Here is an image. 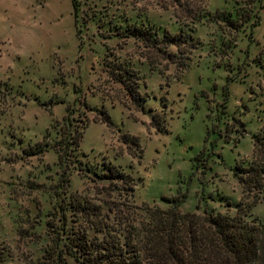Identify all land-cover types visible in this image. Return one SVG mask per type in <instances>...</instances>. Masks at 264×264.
I'll use <instances>...</instances> for the list:
<instances>
[{"label":"rangeland","instance_id":"1","mask_svg":"<svg viewBox=\"0 0 264 264\" xmlns=\"http://www.w3.org/2000/svg\"><path fill=\"white\" fill-rule=\"evenodd\" d=\"M169 2L0 0V264H78L66 252L78 227L72 217L65 223V207L99 203L95 190L105 181L95 172L109 163L137 182L140 228L145 205L168 209L175 198L182 214H236L237 166L248 165L264 117V3L259 24L234 33L212 21L217 10L235 16L234 0H207L212 16L198 23ZM136 26L192 34L198 47L171 46V64L132 36L112 35ZM115 59L138 71L140 105L108 72ZM235 118L244 136L240 124L228 128ZM76 127L84 134L71 152ZM249 214L264 224V192Z\"/></svg>","mask_w":264,"mask_h":264},{"label":"trees","instance_id":"2","mask_svg":"<svg viewBox=\"0 0 264 264\" xmlns=\"http://www.w3.org/2000/svg\"><path fill=\"white\" fill-rule=\"evenodd\" d=\"M170 1V5L181 11L188 22L198 23L207 15L212 16L206 11L207 0ZM234 3L237 6L235 16L217 10L212 21L234 33L241 32L248 25L255 27L259 24V12L264 0H234ZM74 13L78 21L76 5ZM175 16L179 21L186 22L179 13ZM112 35L132 36L144 50L162 54L171 64L177 62V53L184 52L183 47L190 48V51L198 47L192 34L184 37L183 34H172L166 30L164 35H160L150 27L136 26ZM124 44L120 43L119 47L122 48ZM173 45L178 48L177 53L170 50ZM111 62L113 66L108 72L112 79L122 84L132 101L140 105L146 98L138 90V71L116 59ZM182 65L185 70L189 67L186 60L182 61ZM63 120L64 125L73 124L69 115ZM101 120L110 128L114 127L110 114H105ZM234 121L235 124L228 128L234 131L238 123L243 129L235 131L244 136L247 133L244 123L237 118ZM262 122L248 165L237 166L236 174L242 186V197L235 215L210 213L207 209L182 214L179 209L181 201L175 198L168 209L145 205L149 220L146 226L140 228L135 216L137 207L133 204L137 182L132 174L109 163L107 172H95L98 181H105L95 190L98 197L102 196L98 198L99 203L89 200L76 202L72 199L66 204L65 223L72 217L74 223H77L74 226L78 227L76 235L70 238L67 254L72 252L78 264H264V224L257 218L248 219L250 211L258 204L264 192V117ZM83 123L85 126L88 124L86 120ZM83 134V130L76 127L73 140L67 144V147L74 145L71 152L81 146ZM209 134L210 130L207 131L204 149L196 162L205 156ZM63 150L61 146V161L66 159L67 149ZM206 155L209 157L211 154ZM196 208L201 209L200 201Z\"/></svg>","mask_w":264,"mask_h":264},{"label":"crops","instance_id":"3","mask_svg":"<svg viewBox=\"0 0 264 264\" xmlns=\"http://www.w3.org/2000/svg\"><path fill=\"white\" fill-rule=\"evenodd\" d=\"M72 7H73V5H72Z\"/></svg>","mask_w":264,"mask_h":264}]
</instances>
